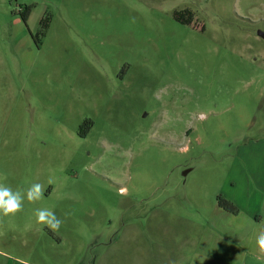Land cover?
Returning a JSON list of instances; mask_svg holds the SVG:
<instances>
[{
  "label": "rangeland",
  "instance_id": "obj_1",
  "mask_svg": "<svg viewBox=\"0 0 264 264\" xmlns=\"http://www.w3.org/2000/svg\"><path fill=\"white\" fill-rule=\"evenodd\" d=\"M251 171L264 172V0H0V182L45 189L0 217V264H113L117 240L168 214L220 234L219 196L245 215L264 203ZM248 229L242 216L240 259L259 264L264 223L249 248Z\"/></svg>",
  "mask_w": 264,
  "mask_h": 264
},
{
  "label": "crops",
  "instance_id": "obj_2",
  "mask_svg": "<svg viewBox=\"0 0 264 264\" xmlns=\"http://www.w3.org/2000/svg\"><path fill=\"white\" fill-rule=\"evenodd\" d=\"M262 178H264V172L256 175L253 171L248 172L245 189L248 190L249 197L250 195L255 196L256 187L261 188ZM230 199L239 205L235 198L230 197ZM263 206L264 203L257 211L253 202L249 214H232L231 216L219 208L220 222L230 223V229H224L222 224L218 223L220 234L214 230L210 232L207 227L189 219L168 214L167 221H162L152 227L150 234L143 235V233L136 232L117 240L115 242L116 251L109 252L110 262L113 264H246V259L242 261L240 259V218L244 216L245 223L249 227L250 235H247L246 246L252 247L253 235H255L253 230L264 223V216L261 214ZM240 209L242 212L243 208ZM224 256L225 261L220 259ZM263 256L264 253L260 250L254 254L250 253V258L256 259L259 264L264 263ZM242 257L247 258L245 253Z\"/></svg>",
  "mask_w": 264,
  "mask_h": 264
},
{
  "label": "clouds",
  "instance_id": "obj_3",
  "mask_svg": "<svg viewBox=\"0 0 264 264\" xmlns=\"http://www.w3.org/2000/svg\"><path fill=\"white\" fill-rule=\"evenodd\" d=\"M44 191V185L39 182L30 184L26 189L15 190L7 183L0 182V217L15 216L23 211L25 200L36 203L43 199ZM34 215L37 224L46 226L53 232H58L64 223L55 211L49 208H37ZM256 243L260 252L264 253V231L259 233Z\"/></svg>",
  "mask_w": 264,
  "mask_h": 264
},
{
  "label": "trees",
  "instance_id": "obj_4",
  "mask_svg": "<svg viewBox=\"0 0 264 264\" xmlns=\"http://www.w3.org/2000/svg\"><path fill=\"white\" fill-rule=\"evenodd\" d=\"M23 21L25 24H27L28 17L25 16L23 18ZM41 25H42L43 29H46L48 26V19L47 18L43 19L41 21ZM81 128L83 129L84 126H82ZM218 204H219V207L221 209H223L224 211H226L228 213H231L233 215L239 214V211H240L239 208L234 203H232L231 201H229L225 197H223L222 195L218 197Z\"/></svg>",
  "mask_w": 264,
  "mask_h": 264
},
{
  "label": "water",
  "instance_id": "obj_5",
  "mask_svg": "<svg viewBox=\"0 0 264 264\" xmlns=\"http://www.w3.org/2000/svg\"><path fill=\"white\" fill-rule=\"evenodd\" d=\"M261 36H263V34L260 33Z\"/></svg>",
  "mask_w": 264,
  "mask_h": 264
}]
</instances>
